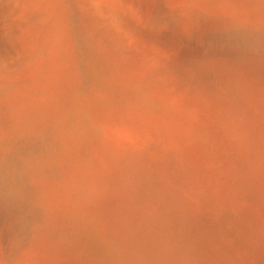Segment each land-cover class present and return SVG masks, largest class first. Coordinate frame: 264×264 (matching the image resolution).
<instances>
[{
	"label": "rangeland",
	"instance_id": "obj_1",
	"mask_svg": "<svg viewBox=\"0 0 264 264\" xmlns=\"http://www.w3.org/2000/svg\"><path fill=\"white\" fill-rule=\"evenodd\" d=\"M0 264H264V0H0Z\"/></svg>",
	"mask_w": 264,
	"mask_h": 264
}]
</instances>
